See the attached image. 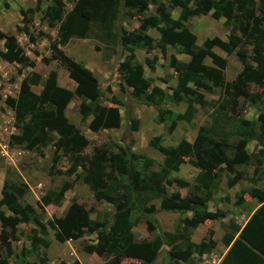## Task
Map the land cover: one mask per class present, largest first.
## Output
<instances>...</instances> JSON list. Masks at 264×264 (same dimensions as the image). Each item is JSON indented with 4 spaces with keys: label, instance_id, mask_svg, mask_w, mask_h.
Here are the masks:
<instances>
[{
    "label": "trees",
    "instance_id": "trees-1",
    "mask_svg": "<svg viewBox=\"0 0 264 264\" xmlns=\"http://www.w3.org/2000/svg\"><path fill=\"white\" fill-rule=\"evenodd\" d=\"M51 1L42 15L48 26L57 27L58 39L50 43V58L58 59L65 65L68 77L76 85L70 91L56 85L51 76L45 81L41 92L35 93L30 89V84L37 83L39 76L34 74L32 79L24 77L16 97L8 96L5 99L6 105L13 111L14 126L19 130L10 135L9 142L27 150H38L52 144L53 160H57L58 152L68 156L70 171L81 167L82 181L92 189L93 197L104 200L114 208L110 219L98 224L90 219L82 204L71 201L61 217L48 222L55 230V240L79 239L85 234L94 233L95 242L85 243L81 249L102 258L100 264H121L124 258L136 259L140 264H151L165 243L169 259L167 264H191L193 254L210 252L215 241L209 240L208 245L201 246L184 234L168 232L157 234L151 241L139 239L132 230L133 212L144 215L147 228L154 231V222L144 212V206L158 199L161 211L190 213L181 222L185 229H194L208 220L226 216L222 210L208 208V201L214 196L222 178L227 187L243 179L245 175L238 169L241 164L251 165L253 175L259 170L264 174V108L256 119L239 116V98L249 100L251 106L264 105L262 94H252L249 90L250 83H253L262 87L264 92V0H194V7L188 4V0H168L169 8L179 7L177 18L172 17L164 3L158 4L157 14L149 13L148 6L153 0H75L66 14L62 0ZM40 2L37 0V3ZM209 11L213 18L223 16L226 21L231 20L232 27L226 40L214 36L202 42L211 61V64H206L198 52L196 36L187 22L191 15ZM119 15L139 22L138 29L131 33L122 27L119 36L120 46L128 54L119 62L117 70L130 88L131 95L153 107L159 120L164 112L161 103L166 98L174 103H186L185 110L175 114L169 131L176 121L191 120L196 110L195 102L204 103L202 93L194 88L207 92L214 87L222 89L217 106L210 113V124L199 126L193 140L181 138L176 144L163 145L159 136H155L149 141L150 146L162 155L156 169L153 168L152 158L131 151L130 145H114V150L110 144L102 143L93 145L90 155L84 154L83 150L90 140L64 115L66 105L75 95L83 99L79 104L80 120L85 122L88 116H92L87 123L89 130L97 132L119 127L121 116L118 108L99 104L96 77L58 47L70 37H86L93 29L111 31ZM155 27L160 32L156 45L161 53L165 52L166 45H178L180 52L189 56L188 61H182L170 55L168 64L176 73V85L168 94L162 87L153 84L152 78L143 74V65L135 59L133 51L134 47L152 46V39L146 31ZM2 38L5 39L6 49L2 57L10 62L23 63L26 56L15 37L0 31ZM245 43L255 51L252 57L255 64L242 56L240 72L233 80L225 81L226 59L211 48L218 47L230 54ZM145 64L154 70V61L145 59ZM130 123L129 129L137 130V120L130 119ZM251 141H255L256 148L248 152L247 144ZM185 162L198 169L193 178V192L182 195L178 189L168 191L166 186L170 182L179 188L190 185L187 180L172 176V172L178 171ZM244 192L255 199L259 206L242 226L234 219L229 220L228 231L221 236V243L228 246V250L219 264H264V189L255 187ZM23 193L24 190L15 183L5 185L1 191L0 205L6 206L13 215L0 230V264H11L8 261L13 254L11 241L15 239L16 227L20 222H33L40 228L41 234H46V225L33 207L19 202ZM42 202L45 205L58 203V198L53 200L45 195ZM5 220L0 212V221ZM39 244L47 247L48 241L33 235V249ZM36 258V262H30L27 258L16 256L14 264L48 263L46 255H36ZM57 264L68 263L60 260ZM70 264L81 263L75 259Z\"/></svg>",
    "mask_w": 264,
    "mask_h": 264
},
{
    "label": "rangeland",
    "instance_id": "rangeland-1",
    "mask_svg": "<svg viewBox=\"0 0 264 264\" xmlns=\"http://www.w3.org/2000/svg\"><path fill=\"white\" fill-rule=\"evenodd\" d=\"M64 4V14L73 6L75 0H62ZM194 0H188L191 7ZM51 0H0V31L4 34H11L15 37L17 45L26 56L23 63L7 61L2 57L6 51L4 38L0 39V199L1 191L5 185L15 183L20 186L24 193L19 198V202L29 204L38 214L40 220L46 225V234H41L40 228L33 222H20L16 227L15 239L11 241L13 254L8 258L11 264L14 259L27 258L30 262H36V255H46L47 264H57L60 260L70 264L77 259L81 264H100L102 258L95 254H88L82 251V245L95 242V234H85L79 239H67L59 242L54 238V228L48 224L55 217H61L71 201L82 204L88 211L90 219L98 224L107 222L114 208L104 200H96L93 197L92 189L82 181L83 170L77 167L70 171L71 161L68 156L61 152L56 154L57 160H53L54 148L52 144L40 147L38 150H27L20 145H13L9 142L11 134L18 133L14 126V114L12 109L6 105V97H16L22 79L27 77L32 79L34 74L39 76L35 84H30V89L35 93H40L45 81L49 77L55 79L56 85L73 91L75 82L68 77L65 65L58 59L50 58V43L58 39L57 27H50L42 18L43 11ZM164 3L168 7V0L150 1L148 12L158 13V4ZM173 18H177L179 7L169 8ZM187 25L195 34L198 52L203 56L206 64H211L209 56L202 47V42L206 38L214 36L226 40L232 27V21H226L221 16L213 18L211 12L206 14L191 15ZM126 29L128 33L136 31L139 22L134 18H127L119 15L113 23L111 31L91 30L86 37H70L58 47L63 52L87 67L96 77L99 84V104L105 106H116L119 110L121 120L119 127L101 129L97 132L89 130L87 123L92 118L88 116L85 122L80 120L79 104L83 99L73 95L64 109L66 118L78 126L81 132L90 140V144L83 150L84 154H91L93 145L108 143L114 145H130V150L135 153L144 154L153 159V168H158L162 161V155L152 146L149 141L159 136L163 145L176 144L181 138L189 141L193 140L197 129L201 125H209L211 122L210 113L217 106L218 98L222 89L214 87L211 92L200 88H194L203 95L204 103L195 102V112L189 122L176 121L169 131V125L176 113H181L186 108L185 102L174 103L169 99L163 100L161 106L164 107L162 119L159 120L153 107L136 100L130 93V88L125 85L117 67L128 52L120 46V30ZM158 27L147 29L146 33L152 39L150 48L134 47L135 59L143 65V74L153 80L165 93H171V89L176 85V73L169 66L170 55L177 59L188 61L189 56L180 52L178 45H166L165 52L161 53L157 47L160 32ZM109 36H106L108 35ZM108 37V38H107ZM211 50L226 59L224 68L225 81H231L242 68L241 57L245 56L253 64L252 57L255 53L250 44H243L232 53L226 54L218 47ZM145 59L154 61V70H150ZM249 90L252 94H262L263 88L250 83ZM85 103H89L86 101ZM263 106H251L249 100L239 98V116L246 119H256ZM130 119L137 120V130L129 129ZM228 127V126H226ZM256 148L255 141L247 144V151L252 152ZM245 177L235 182L231 187H227L222 178L212 199L208 201L210 210L219 209L226 213L221 219H211L205 223L197 225L194 229L183 226L182 218L190 213L180 214L171 211H161L159 200L149 201L144 206V212L153 220L155 230H149L145 222V216L138 212H133V232L140 238L153 240L157 234L164 235L165 232L184 234L191 241L201 246L208 245L209 240L215 241V246L210 252L193 254L191 264H213L223 249L221 236L228 231L230 219H234L238 224H243L252 211L257 206V201L249 196L248 191L252 188L264 189V174L259 170L253 175L251 165H239ZM198 169L188 162L183 163L178 171L172 172V176L187 180L190 185L179 188L173 183L167 184L168 191L178 189L182 195L193 192V178ZM168 182V181H167ZM166 182V183H167ZM62 191L61 196H58ZM119 191V190H118ZM47 195L50 199L58 198V203L43 204L42 198ZM0 212L6 218L0 221V230L6 226L13 213L6 206L0 205ZM35 231H34V230ZM33 235L46 239L48 246L41 244L33 249L31 239ZM166 244L163 243L156 259L151 264H167L169 259L166 251ZM134 262L140 264L136 259L124 258L121 264ZM180 264H186L181 262Z\"/></svg>",
    "mask_w": 264,
    "mask_h": 264
},
{
    "label": "crops",
    "instance_id": "crops-1",
    "mask_svg": "<svg viewBox=\"0 0 264 264\" xmlns=\"http://www.w3.org/2000/svg\"><path fill=\"white\" fill-rule=\"evenodd\" d=\"M250 143V142H249ZM259 206V203L257 202V206L255 207V209L257 208ZM254 209V210H255ZM253 210V211H254ZM246 222V221H245ZM244 222V223H245ZM243 223V224H244ZM242 224V225H243ZM239 225H241V224H239ZM241 225V226H242ZM227 250H228V246H225V245H223V249H222V251H221V253H219V256L217 257V259H215V261H214V263L213 264H219V262L221 261V259L224 257V255H225V253L227 252Z\"/></svg>",
    "mask_w": 264,
    "mask_h": 264
}]
</instances>
